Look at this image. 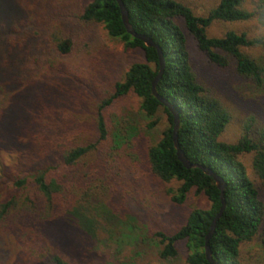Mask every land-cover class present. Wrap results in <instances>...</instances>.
<instances>
[{
  "label": "trees",
  "instance_id": "trees-1",
  "mask_svg": "<svg viewBox=\"0 0 264 264\" xmlns=\"http://www.w3.org/2000/svg\"><path fill=\"white\" fill-rule=\"evenodd\" d=\"M24 1L35 6L34 0ZM121 3L133 31L147 36L160 49L163 69L155 91L177 114L179 149L187 161L209 169L225 184V207L207 243L212 260L218 264H263L245 260L240 249L256 238L264 221V204L255 187L256 182L264 183V124L248 117L240 124L233 143L219 141L232 119L230 110L196 80L185 37L176 23L182 22L207 62L219 68L232 63L235 74L259 92L264 90V36L247 37L234 31H226L221 37L206 35L213 22H246L255 13L244 8V0H217L204 16H195L188 6L175 0ZM75 5L79 23L101 25L106 35L120 41L125 49L139 50L143 61L130 64L112 83V91L104 94L95 109V139L80 141L79 134L70 132L65 117L61 118L50 87L31 78L33 70L23 59V53L29 56L31 42L11 34L13 30L17 36L24 22L17 25L9 23V16L0 17V264H84L73 257L75 247L67 239L63 240L67 245L55 240L54 227H72L74 223L85 230L83 219L87 228L91 221L96 225L97 217L107 220L102 214L106 212L100 215L97 211L105 208L104 203L100 206L101 200H110L117 191L118 176H113L118 162L115 156L107 160L108 155L100 162L96 151L110 141L108 150L117 152L134 138L135 130L126 117L110 120L103 110L130 94L139 100V112L148 119L147 130L156 125L159 110L165 117L159 139L147 144L144 156L150 174L160 183L178 184L165 190L170 202L182 204L191 190L208 202L205 209H192L175 231L153 233L159 245L157 256L172 262L177 256L176 244L182 242L185 264H208L204 237L220 206L219 192L211 178L199 169L184 168L176 159L171 114L150 92L158 72L156 51L125 32L114 0H78ZM260 7L264 9V0ZM28 9H23L25 15ZM68 13L70 9H60L53 15L58 19ZM57 23L64 29L54 19L48 23L49 32L39 24L32 34L40 37L41 47L46 45L66 55L72 40L60 33ZM18 48L25 49L20 53L25 62L19 67ZM254 48L258 56L250 52ZM31 52L36 53V48ZM26 79L28 83H23ZM243 155H250L249 172L240 159ZM49 228L53 241L47 234Z\"/></svg>",
  "mask_w": 264,
  "mask_h": 264
},
{
  "label": "rangeland",
  "instance_id": "rangeland-1",
  "mask_svg": "<svg viewBox=\"0 0 264 264\" xmlns=\"http://www.w3.org/2000/svg\"><path fill=\"white\" fill-rule=\"evenodd\" d=\"M77 1L34 0L32 3L35 6H32L26 5L24 0H0V17L9 16V23L17 25L24 22L18 27L17 36L13 30L11 34L31 42L28 58L23 53V59L33 70L31 78L39 79V85L47 84L50 87L53 103L58 104L61 118L65 117L68 121L65 124L72 128L70 132L79 134L80 141H93L96 136L94 113L100 99L112 91V83L121 78L129 65L142 62L143 56L139 50L125 49L120 41L108 37L101 25L79 23L75 11ZM175 1L188 6L195 16H204L217 3V0ZM262 1L244 0V8L255 13L252 19L241 23L213 22L206 29V35L221 37L226 31H234L244 33L247 37L264 36V9L260 7ZM25 6L29 8L26 15L23 13ZM60 9H70V13L56 19L54 11ZM54 19L62 23L64 29L57 23L60 33L68 34L72 40L73 46L66 55H59L46 45L41 47L40 37L32 34L39 24L46 26L49 32L51 26L48 23ZM176 23L185 37L189 65L196 80L230 110L232 119L219 141L233 143L240 133V124L248 117L264 124V90L255 91L249 82L237 76L232 63L219 68L207 62L182 22L176 20ZM2 24L5 25L4 22ZM33 47L36 53L31 52ZM18 49L16 62L19 67L21 62H25L20 54L25 49ZM250 52L258 56L256 48L250 49ZM25 81L23 83H28V79ZM138 106L139 100L130 94L118 98L103 110L105 117L110 120L118 121L126 117L135 130L134 138L120 146L117 152L108 150L110 141L102 147L98 146L96 151L98 161L101 162L108 155L107 160L115 156L118 162L117 172L113 176H118L117 191L110 200L103 198L100 206L104 203L105 208L101 207L97 211L98 214L106 212L102 214L107 220L97 217L96 225L91 221L87 228L83 219L85 230L77 228L74 223L72 227L63 224L54 227L55 240L62 242L67 239L73 244L72 247L76 248L73 257L80 263L185 264L186 251L182 242L176 244L177 256L172 262L160 260L157 256L158 240L153 233L175 231L192 209H205L208 205L205 197L194 190L187 194L182 204L171 203L165 190L175 189L178 184L174 181L162 184L150 174L144 151L148 143H155L159 139L165 126V117L159 110L155 115L156 125L147 130L145 125L148 119L139 112ZM240 159L249 172L250 155H243ZM255 187L258 198L264 204V183L256 182ZM61 226L66 228L65 231ZM47 234L53 241L50 228ZM62 245H67V241H63ZM240 254L245 260L264 264V221L256 238L241 246Z\"/></svg>",
  "mask_w": 264,
  "mask_h": 264
},
{
  "label": "water",
  "instance_id": "water-1",
  "mask_svg": "<svg viewBox=\"0 0 264 264\" xmlns=\"http://www.w3.org/2000/svg\"><path fill=\"white\" fill-rule=\"evenodd\" d=\"M114 1L118 7L119 14H120V20H121V23L123 25L125 32L130 37L139 40L145 47H151L156 51L157 62H158V72H157L156 76L153 78V80L151 81L150 92H151V95L157 100V102L159 104H161L163 107H165L169 111V113L171 114V117H172V131H171L172 139L171 140H172L173 148L175 150L176 159L181 163V165L184 168H186V169H193V168L199 169L204 175L211 178L216 189L219 192L220 206L218 208L217 213L215 214V216L213 217V219L211 220V222L209 224L207 234L204 237V246H203L204 257H205V260L207 261V263L208 264H218L212 260L207 243H208V240L214 231V227L216 225V222L219 219V217L221 216V214L224 210V207H225L223 196H222L223 190L225 188V184L220 177H218L216 174H214L209 169H207L203 166H200L198 164L190 163L189 161H187L185 156L183 155V153L179 149L178 144H177V139H176V132H177V128H178L177 114H176L174 108L172 107V105L170 103H168L164 98L158 96L156 91H155V85H156L157 81L159 80L161 73H162V69H163V59H162L160 49L156 44H154L151 41L150 38H148L147 36L142 35V34H137L133 31V29L131 28V26L127 22L126 11H125L122 3H121V0H114Z\"/></svg>",
  "mask_w": 264,
  "mask_h": 264
}]
</instances>
